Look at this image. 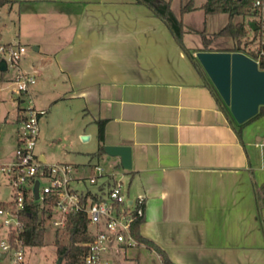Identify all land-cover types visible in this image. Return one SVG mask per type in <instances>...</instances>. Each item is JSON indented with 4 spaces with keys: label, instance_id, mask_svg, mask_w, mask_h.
Segmentation results:
<instances>
[{
    "label": "crops",
    "instance_id": "1",
    "mask_svg": "<svg viewBox=\"0 0 264 264\" xmlns=\"http://www.w3.org/2000/svg\"><path fill=\"white\" fill-rule=\"evenodd\" d=\"M182 3L174 13L184 23ZM4 11L16 17L17 41L32 43L19 68L36 72L31 95L48 128L56 130L53 106L63 100L75 119L61 120L71 119L77 136L89 139L83 123L105 119L104 143L130 145L126 191L144 197L142 236L173 264H264V114L239 138L169 25L142 1L9 0ZM20 98L0 165L14 154ZM72 164L88 173L98 162ZM128 248L116 261L137 264Z\"/></svg>",
    "mask_w": 264,
    "mask_h": 264
},
{
    "label": "built area",
    "instance_id": "2",
    "mask_svg": "<svg viewBox=\"0 0 264 264\" xmlns=\"http://www.w3.org/2000/svg\"><path fill=\"white\" fill-rule=\"evenodd\" d=\"M249 21H253L252 36L241 50L252 57L259 68L264 59V0H252ZM26 45L17 40L0 39V58L6 61V69L16 67L11 78L10 89L21 97L23 103L17 122L16 145L12 159L1 164V171L7 174L12 189V198L0 205V215L5 226L4 236H0V251L11 254L10 264H22L25 247L21 237L23 220L21 211L27 200L38 203L42 209L48 208L46 223L53 228L64 225L66 215L72 211H82L86 217L89 239L85 246L81 264H114L112 252L123 251L136 246L138 240L131 232L132 223L143 217L144 197L127 195L121 165H110L105 169L95 164L88 173H78L70 162H47L35 151L39 135V117L45 109L36 107L31 85L36 72L19 68V60ZM1 71V69H0ZM122 167L119 169V167ZM38 180V197H34L33 186ZM89 181L97 183L95 190L79 189L75 184Z\"/></svg>",
    "mask_w": 264,
    "mask_h": 264
},
{
    "label": "rangeland",
    "instance_id": "3",
    "mask_svg": "<svg viewBox=\"0 0 264 264\" xmlns=\"http://www.w3.org/2000/svg\"><path fill=\"white\" fill-rule=\"evenodd\" d=\"M186 0H174L172 3V7L176 13L179 10V3L184 2ZM203 0H194L195 3H199ZM250 14H234L233 20H243L246 26V33L239 36L233 37L231 35L226 34H215L214 32L222 26V24L227 20L228 13L226 11L220 12H205L203 8L197 7L189 10L184 14V31L182 37H184V41L194 47L197 45H203L201 39L200 30L205 28L207 36L210 37L209 45L215 48L226 49L232 46L235 43H244L248 41V39L252 36V28L249 25ZM16 17L14 14L7 13L6 11L0 13V28H2L1 40H9L18 38L14 35L15 22ZM20 42H23L26 45V50L24 52L32 51V46L30 42L23 41L21 39ZM24 56L20 58V60ZM19 60V62H20ZM18 62V64H19ZM16 72V67H9L8 69H4L0 71V148L2 141L7 136L13 134V130L15 129L16 122V112L18 110V98L14 97L17 94L10 89L11 78L14 76ZM32 95L34 94L35 89L33 84L31 86ZM48 91L46 92H38L37 96H46ZM52 100H49L48 104H51ZM73 107V106H72ZM53 113H56V117L59 119L57 122L56 130L52 128H48L47 121H45V115L40 117L39 119V135L35 144V151L39 154L41 151L45 155V159L47 162H70V163H84L87 161L98 162L101 164L106 170L110 168L111 163L115 161V156H110L108 154H104L101 158L98 157H90L87 151H92L96 148L97 145V137L96 132L98 130V125L95 122L85 121L84 128L85 132L87 130L91 131V136L89 139H85L82 135L77 136L72 132L71 128L73 127V122L71 119L61 120L62 117L69 118L71 115L75 119V113H73L72 109H69V103L66 101H60L55 106H53ZM69 114V115H67ZM4 118L7 120L4 121ZM58 126V127H57ZM86 134V133H85ZM79 142L78 145L76 143ZM1 154V152H0ZM115 163V162H114ZM122 167L120 166L119 169ZM128 171L126 170L123 174L124 182L128 181ZM75 184L79 189H91L95 190L97 183H90L89 181L80 182ZM12 198V189L9 183V179L7 174L1 171L0 165V201L10 200ZM48 231L45 235V239L43 244L34 245V246H26L24 253V261L22 264H56L58 259V253L56 251V247L51 240L53 227L48 225ZM5 226L2 223V216L0 215V236H4ZM128 252L134 251L136 252L137 264H161L159 257L153 252L147 249L143 244H138L134 247H129ZM123 251L112 252V263L114 264H134L131 261L125 262H117L116 259L122 254ZM12 259V255L8 254L4 258H0V264H10ZM61 264H65L64 259L61 257Z\"/></svg>",
    "mask_w": 264,
    "mask_h": 264
},
{
    "label": "trees",
    "instance_id": "4",
    "mask_svg": "<svg viewBox=\"0 0 264 264\" xmlns=\"http://www.w3.org/2000/svg\"><path fill=\"white\" fill-rule=\"evenodd\" d=\"M9 0H0V6L8 2ZM147 4L155 14L159 15L163 20L169 25L177 42L185 49V51L190 56L193 63L196 65L197 69L201 72L205 78V82L210 87L211 91L215 95L219 105L225 111L229 122L235 128L236 133L239 138H241V127L242 125L251 120L257 115L264 114V103L259 104L258 110L246 118L243 121L238 122L231 114L228 105L224 102L219 92L215 88L214 84L210 80L206 71L202 67L198 58L193 51L195 48L187 47L182 41V33L184 31L183 21L180 16L176 15L171 8V0H139ZM252 0H203L198 6L202 7L205 12H220L226 11L228 13L227 20L216 30L215 34H226L233 37H239L246 33V26L243 20H233L234 14H249ZM196 7L194 0H187L180 5V11L184 12ZM201 39L203 45L198 49H213L209 45L210 37L207 36L205 28L200 30ZM246 42L235 43L229 48L230 50L241 49L246 50ZM260 65L264 67V59L260 60ZM105 119L98 120V130H97V148L89 152L90 157H99L104 153V136H103V124ZM120 165V163L116 164ZM263 193L261 197V204H264V185ZM4 201H0V205ZM38 203L32 200H27L25 208L21 211V218L23 220V230L21 232V237L24 245L34 246L41 245L44 242L45 235L48 231V224L45 219L49 214L50 210L44 208L39 212ZM142 222V218L135 220L131 225V232L133 236L138 240L139 243L146 244L150 249H153L161 259L162 264H173L167 253L156 245L153 241L145 238L141 235L139 231V225ZM51 240L53 241L56 251L59 257H62L65 264H81L82 255L85 250L83 242L89 239V234L86 230V217L85 213L82 211H72L66 215L64 225L62 227L58 226L53 228Z\"/></svg>",
    "mask_w": 264,
    "mask_h": 264
},
{
    "label": "water",
    "instance_id": "5",
    "mask_svg": "<svg viewBox=\"0 0 264 264\" xmlns=\"http://www.w3.org/2000/svg\"><path fill=\"white\" fill-rule=\"evenodd\" d=\"M249 23L255 27L253 21ZM194 54L238 122L254 114L259 104L264 103V69L259 68L252 57L241 50L230 49H197ZM0 69H6L4 58H0ZM103 150L110 156H117L124 169L131 168L129 144L104 143ZM33 191L37 198L38 180ZM5 256L6 252L0 251V258ZM56 264H61V257Z\"/></svg>",
    "mask_w": 264,
    "mask_h": 264
}]
</instances>
